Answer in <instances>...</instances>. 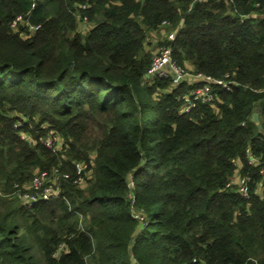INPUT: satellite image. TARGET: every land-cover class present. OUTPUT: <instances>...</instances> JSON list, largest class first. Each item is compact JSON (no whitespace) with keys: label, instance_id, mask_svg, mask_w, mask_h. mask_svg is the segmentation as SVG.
Masks as SVG:
<instances>
[{"label":"trees","instance_id":"obj_1","mask_svg":"<svg viewBox=\"0 0 264 264\" xmlns=\"http://www.w3.org/2000/svg\"><path fill=\"white\" fill-rule=\"evenodd\" d=\"M33 1L0 0V264H264V0ZM163 21L180 64L235 80L214 106L146 78ZM38 172L58 196L28 206Z\"/></svg>","mask_w":264,"mask_h":264},{"label":"built area","instance_id":"obj_2","mask_svg":"<svg viewBox=\"0 0 264 264\" xmlns=\"http://www.w3.org/2000/svg\"><path fill=\"white\" fill-rule=\"evenodd\" d=\"M33 1V5L35 2ZM84 6V5H83ZM23 20L22 15H18L13 21L12 25L16 26L18 22ZM162 25H169V21H163ZM40 25H30L31 28L37 29ZM157 31V30H156ZM177 30H174L170 34L169 39L175 37ZM146 78L151 82L155 81L157 78L170 79L171 86L177 87L182 82H186L191 88L188 89L185 101L179 109V113H187L195 106L196 101L201 100L204 102H210L213 106L217 102L218 98L214 94L215 86H222L227 90H231L235 84V80L230 78V75L227 74L226 78H217L212 75L206 74L204 72H196L193 70L192 66L189 64H180L173 55L172 45L162 44L152 55L150 66L146 72ZM217 109V107L215 106ZM16 127L19 125H15ZM22 139L29 140L26 133H21ZM44 144L50 148L52 151L57 152L61 146L60 136L51 133L46 139L43 140ZM248 160L249 163L257 164L258 158L255 157L250 151H248ZM235 165L237 166L236 172L233 178L228 182L227 186H235L236 190L244 198L249 199L251 197V189L249 186L250 177L247 175H242L239 169V163L234 160ZM87 167L86 162L77 163L78 172L83 171ZM264 173V168L262 169ZM46 172H38L34 175L29 187L26 189H17L16 194L20 197L28 206H32L39 200L49 199L51 197V192L54 191V196H58V188L53 187L52 185H46L44 177ZM76 182L80 184L84 183V178L80 176ZM257 191H261V188L258 187Z\"/></svg>","mask_w":264,"mask_h":264},{"label":"rangeland","instance_id":"obj_3","mask_svg":"<svg viewBox=\"0 0 264 264\" xmlns=\"http://www.w3.org/2000/svg\"><path fill=\"white\" fill-rule=\"evenodd\" d=\"M80 23L84 24L83 21H81ZM83 27H86V25L83 26ZM88 27H90V26H88ZM85 30L87 31L88 29H85ZM174 30L175 29H171L170 28V25H166V26L162 25V26L159 27V29L157 31L152 32L150 34V36L148 37V41H147V45L146 46H147L148 49H150V51L152 53L151 55H153V53L162 45L163 41L169 39L170 34L173 33ZM94 157H95V152H92L91 153V160L92 161H93ZM90 172H91V170L87 171L86 175L89 176ZM12 200H13V198H12ZM16 200H18L19 203H21V201L19 199H16Z\"/></svg>","mask_w":264,"mask_h":264},{"label":"water","instance_id":"obj_4","mask_svg":"<svg viewBox=\"0 0 264 264\" xmlns=\"http://www.w3.org/2000/svg\"><path fill=\"white\" fill-rule=\"evenodd\" d=\"M252 121L254 123H256L259 127H262V124L260 122V117H259V114L258 112H254L253 115H252Z\"/></svg>","mask_w":264,"mask_h":264},{"label":"crops","instance_id":"obj_5","mask_svg":"<svg viewBox=\"0 0 264 264\" xmlns=\"http://www.w3.org/2000/svg\"><path fill=\"white\" fill-rule=\"evenodd\" d=\"M84 25H86V24H84Z\"/></svg>","mask_w":264,"mask_h":264}]
</instances>
